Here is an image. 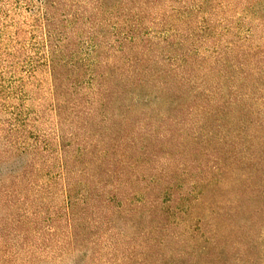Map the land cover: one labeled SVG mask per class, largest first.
<instances>
[{"label": "rangeland", "instance_id": "1", "mask_svg": "<svg viewBox=\"0 0 264 264\" xmlns=\"http://www.w3.org/2000/svg\"><path fill=\"white\" fill-rule=\"evenodd\" d=\"M0 264H264V0H0Z\"/></svg>", "mask_w": 264, "mask_h": 264}, {"label": "trees", "instance_id": "2", "mask_svg": "<svg viewBox=\"0 0 264 264\" xmlns=\"http://www.w3.org/2000/svg\"><path fill=\"white\" fill-rule=\"evenodd\" d=\"M47 2V0H46ZM48 17V16H47ZM46 23H47V35L49 36V38L51 37V27L54 25L53 21L50 18H46Z\"/></svg>", "mask_w": 264, "mask_h": 264}]
</instances>
